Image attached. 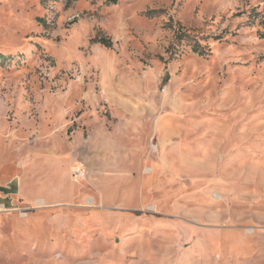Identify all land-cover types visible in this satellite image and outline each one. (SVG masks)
<instances>
[{
  "label": "rangeland",
  "instance_id": "rangeland-1",
  "mask_svg": "<svg viewBox=\"0 0 264 264\" xmlns=\"http://www.w3.org/2000/svg\"><path fill=\"white\" fill-rule=\"evenodd\" d=\"M11 184L0 264H264V0H0Z\"/></svg>",
  "mask_w": 264,
  "mask_h": 264
},
{
  "label": "crops",
  "instance_id": "crops-1",
  "mask_svg": "<svg viewBox=\"0 0 264 264\" xmlns=\"http://www.w3.org/2000/svg\"><path fill=\"white\" fill-rule=\"evenodd\" d=\"M17 188V189H16ZM26 193L21 190V185L11 184L10 186H4L0 190V208H11L15 206V198L20 195L25 197Z\"/></svg>",
  "mask_w": 264,
  "mask_h": 264
},
{
  "label": "trees",
  "instance_id": "trees-1",
  "mask_svg": "<svg viewBox=\"0 0 264 264\" xmlns=\"http://www.w3.org/2000/svg\"><path fill=\"white\" fill-rule=\"evenodd\" d=\"M109 1H111L112 3H116V0H109ZM182 35H183V32H182ZM193 52L200 56L208 54V51H205L203 48H201V46H198V45L193 46Z\"/></svg>",
  "mask_w": 264,
  "mask_h": 264
},
{
  "label": "built area",
  "instance_id": "built-area-1",
  "mask_svg": "<svg viewBox=\"0 0 264 264\" xmlns=\"http://www.w3.org/2000/svg\"><path fill=\"white\" fill-rule=\"evenodd\" d=\"M78 172H82V171H76V175H77V176H82V175H83V172H82V175H78V174H77ZM36 203L38 204V202H36ZM37 206H41V205L38 204ZM37 206H36V207H37ZM30 210H32V208H28V207H26V208H22V209H20V210H19V211H20V216H21L22 218L26 217L27 214H28V212H29Z\"/></svg>",
  "mask_w": 264,
  "mask_h": 264
}]
</instances>
